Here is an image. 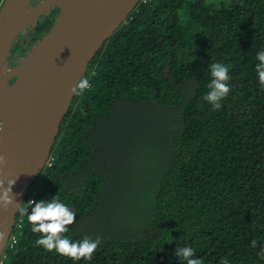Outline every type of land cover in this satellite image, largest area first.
<instances>
[{"label": "trees", "instance_id": "1", "mask_svg": "<svg viewBox=\"0 0 264 264\" xmlns=\"http://www.w3.org/2000/svg\"><path fill=\"white\" fill-rule=\"evenodd\" d=\"M55 15L27 27L20 57ZM262 49L264 0H141L89 62L23 200L57 194L77 213L65 235L100 239L92 259L36 245L19 214L0 264H186L180 246L203 264H264ZM217 62L231 77L218 110L205 99Z\"/></svg>", "mask_w": 264, "mask_h": 264}, {"label": "water", "instance_id": "2", "mask_svg": "<svg viewBox=\"0 0 264 264\" xmlns=\"http://www.w3.org/2000/svg\"><path fill=\"white\" fill-rule=\"evenodd\" d=\"M141 0H3L0 5V179H15L14 203L0 207V259L14 230L17 205L45 168L75 95L70 89L113 32ZM57 6L49 30L19 62L3 72L16 37ZM14 81L9 84L11 79ZM5 186L7 184L5 183Z\"/></svg>", "mask_w": 264, "mask_h": 264}, {"label": "clouds", "instance_id": "3", "mask_svg": "<svg viewBox=\"0 0 264 264\" xmlns=\"http://www.w3.org/2000/svg\"><path fill=\"white\" fill-rule=\"evenodd\" d=\"M256 59L259 63L256 65L259 82L264 85V49L260 50ZM212 79L209 84L210 91L206 94L205 99L210 102L214 109L222 107L220 103L226 98L230 91L231 80L229 76L230 68L221 63H212L209 65ZM90 88V81L87 77L81 76L77 83L70 89L72 95L81 96ZM4 126V117L0 116V130ZM7 165V159L4 155H0V168ZM5 183L7 186H5ZM15 179H0V207L5 210L9 205L14 203V194L12 186ZM31 208V211H29ZM17 212L26 216L27 221L31 224L32 232L39 233L35 244L42 246L46 251H55L56 253L69 257L74 262L85 260L90 261L100 244V239L83 238L74 241L65 235L69 231V225L76 221V212H74L66 203L62 202L58 195L51 196L48 199L39 201H29L27 206L23 202L17 205ZM7 232L0 230V242L5 240ZM255 241L253 245L255 246ZM176 258H182L186 264H203L202 259L197 257L195 249L191 246H180L175 249ZM220 264H229L228 260H221Z\"/></svg>", "mask_w": 264, "mask_h": 264}, {"label": "rangeland", "instance_id": "4", "mask_svg": "<svg viewBox=\"0 0 264 264\" xmlns=\"http://www.w3.org/2000/svg\"><path fill=\"white\" fill-rule=\"evenodd\" d=\"M1 1V0H0ZM34 0H32L33 2ZM33 23V22H32ZM31 23V24H32ZM28 28H26L24 31H22L19 36L16 37L13 46L11 47V50L9 52L8 60H16L18 57L21 56V52L19 51V45L25 44V39H23V34L27 31Z\"/></svg>", "mask_w": 264, "mask_h": 264}, {"label": "flooded vegetation", "instance_id": "5", "mask_svg": "<svg viewBox=\"0 0 264 264\" xmlns=\"http://www.w3.org/2000/svg\"><path fill=\"white\" fill-rule=\"evenodd\" d=\"M40 0H34L33 2H32V5L31 6H33V5H35L36 3H38ZM57 11H58V7L57 6H55V7H53V8H51V10L48 12V13H53V12H56V14H57ZM47 13H44L43 15H41L40 17H38V18H41L42 16H44V15H46ZM55 17V16H54ZM30 25V24H29ZM28 27V26H27ZM19 36V35H18ZM23 36H24V34H23ZM24 38V37H23ZM14 44V43H13ZM11 50V49H10ZM25 55V54H24ZM20 58L21 57H18L16 60H7V63H6V65H5V69L3 70V72H6V71H8V69H11L12 67H14L18 62H19V60H20ZM7 59H8V57H7ZM14 81V78H12L11 79V81L9 82V84L10 83H12Z\"/></svg>", "mask_w": 264, "mask_h": 264}, {"label": "built area", "instance_id": "6", "mask_svg": "<svg viewBox=\"0 0 264 264\" xmlns=\"http://www.w3.org/2000/svg\"><path fill=\"white\" fill-rule=\"evenodd\" d=\"M49 159H50V157H49ZM49 159H48V161H47L46 165L48 164V162H49ZM11 235H12V234H11ZM10 239H11V237H10ZM10 239H9V241H8V244H7V246L9 245ZM0 263H1V259H0Z\"/></svg>", "mask_w": 264, "mask_h": 264}]
</instances>
